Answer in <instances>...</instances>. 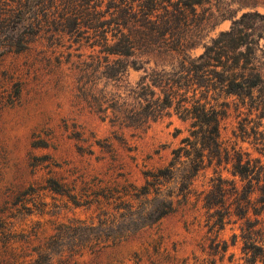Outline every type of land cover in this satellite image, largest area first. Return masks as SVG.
I'll return each mask as SVG.
<instances>
[{"label": "rangeland", "instance_id": "1", "mask_svg": "<svg viewBox=\"0 0 264 264\" xmlns=\"http://www.w3.org/2000/svg\"><path fill=\"white\" fill-rule=\"evenodd\" d=\"M247 1L188 8L166 32L183 51L160 52L140 43L142 0H0V264H247L245 243L264 248V154L241 134L254 114L220 95L218 149L182 191V170L160 184L150 173L201 146L188 121L126 118L150 73L196 58L242 11L264 12ZM126 35L136 45L121 74L125 57L108 50ZM163 198L172 210L158 217Z\"/></svg>", "mask_w": 264, "mask_h": 264}, {"label": "trees", "instance_id": "2", "mask_svg": "<svg viewBox=\"0 0 264 264\" xmlns=\"http://www.w3.org/2000/svg\"><path fill=\"white\" fill-rule=\"evenodd\" d=\"M203 2L204 0H142L143 18L137 31L142 34L140 43L145 51L158 49L160 52H168L171 49H179L182 52L183 47L175 48L169 44L166 32H171L175 27L172 24L174 21L186 20L188 8L192 9ZM244 2L249 3L247 0ZM168 4H172L174 10H170ZM158 7H163L172 16H165L158 25H149L146 16ZM262 38L264 12L256 8L247 9L232 18L229 27L221 30L205 44L204 50L196 58L183 55L179 59L177 69H161L150 73L149 81L142 84L144 90L140 94L137 107L132 109L126 118L137 125H144L149 120L174 113L182 120L188 121L190 136L201 140V146L193 145L191 150L185 146L173 149V158L168 166L150 173L156 183L160 184L161 178L173 177L175 171L182 170L180 190L187 189L199 170L204 167V150L218 149L220 106L226 105L218 103L220 95H233L237 103L246 109V115L254 114L256 120L255 126L251 127V133L242 125L241 134L243 139L251 136L250 143L264 154V41L260 42ZM135 45L136 42L130 35H126L123 41L119 40L110 45V53L125 57V67L122 68L121 74L126 71L128 57L133 54ZM132 63L134 68L142 66L134 60ZM121 74H117L115 70L110 72L108 77L117 78ZM260 127L262 129H259ZM188 139L189 137H186L183 140ZM191 154L193 157H189ZM183 155L187 157L186 160H181ZM234 167L238 168L237 172H241L239 160ZM257 173L261 174V170ZM151 185L152 183L147 181L143 194L148 193ZM159 191L158 188V195ZM247 192L251 193L253 189H248ZM161 203L165 209L158 211V217L172 210L171 199L163 198ZM244 250L247 254V264H264L262 245L255 242L245 243ZM28 264L40 263L36 258Z\"/></svg>", "mask_w": 264, "mask_h": 264}]
</instances>
